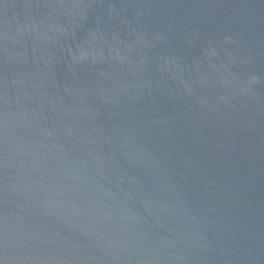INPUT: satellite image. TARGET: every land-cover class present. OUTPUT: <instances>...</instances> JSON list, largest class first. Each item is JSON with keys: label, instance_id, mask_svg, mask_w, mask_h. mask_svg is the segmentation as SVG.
<instances>
[{"label": "water", "instance_id": "water-1", "mask_svg": "<svg viewBox=\"0 0 264 264\" xmlns=\"http://www.w3.org/2000/svg\"><path fill=\"white\" fill-rule=\"evenodd\" d=\"M0 264H264V0H0Z\"/></svg>", "mask_w": 264, "mask_h": 264}]
</instances>
